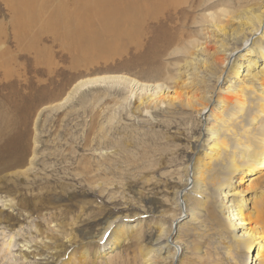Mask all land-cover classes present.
Listing matches in <instances>:
<instances>
[{
    "label": "rangeland",
    "instance_id": "1",
    "mask_svg": "<svg viewBox=\"0 0 264 264\" xmlns=\"http://www.w3.org/2000/svg\"><path fill=\"white\" fill-rule=\"evenodd\" d=\"M137 1L118 7L131 9ZM166 1L156 26L85 50L77 48L83 38L76 27L95 3L102 15L94 22L106 21L113 0H0V163L23 162L0 174V264L43 263L38 256L51 261L52 252L62 256L61 264H145L153 240L170 229L178 213L175 195L200 135L196 105L215 83L202 78L210 53L223 36L238 31L241 19L264 8V0ZM213 13L223 21L221 30L207 23ZM120 76L160 83L169 99L184 106L140 114L139 97L126 101L128 90L116 84L67 98L79 81ZM10 149L14 154L6 159ZM21 169L28 172L20 175ZM249 177L239 189L248 211L264 214V171ZM38 178L47 182V195L28 200L37 193ZM195 201L185 196L195 219L183 214L172 229L182 248L178 264H239V253L226 255L233 244L218 203L203 208ZM107 228L118 242L96 252L94 242ZM154 263L165 264L159 257Z\"/></svg>",
    "mask_w": 264,
    "mask_h": 264
},
{
    "label": "bare ground",
    "instance_id": "2",
    "mask_svg": "<svg viewBox=\"0 0 264 264\" xmlns=\"http://www.w3.org/2000/svg\"><path fill=\"white\" fill-rule=\"evenodd\" d=\"M113 1V10L106 11V21L94 22L97 14L98 16L102 15L101 9L96 10L97 3H95V8L90 9L91 11L87 9L88 12L84 14L83 19H79H82L83 25H79L75 30L83 40L79 43L78 49L87 50L94 48V46L96 48V45H108L112 40L120 42L128 36H132L135 28H139V34H142L145 26L148 27L150 24L156 26L159 23L156 20L157 15L164 12L167 4L166 0H138L135 7L120 10L118 4L124 0ZM221 13L227 14V11L221 10ZM129 15L135 19L129 21ZM208 18L207 23L209 22L213 28L222 29L220 24L223 21L218 19L214 13L210 14ZM241 20L238 31L223 36L218 41L217 47L210 53V61L205 69V76L202 78L213 80L215 83L210 89L203 92L204 95L201 96L199 104L196 105L200 120V135L197 137L194 153L184 168L185 176L182 188L175 195V206L178 213L174 216L166 234L163 235L164 233L160 232L153 240V250L143 256L145 264H155V257L162 258L165 264H178L179 252L182 254V248L178 242L172 240V227L175 221L182 218L183 214L190 220L195 216L193 210H190L185 202L187 195H194L197 201L195 202L200 207L205 204L210 205L212 201V203H218L216 209L219 210L223 220L227 223V232L230 234L231 244H233L232 247L229 245L226 248L227 256L239 253L243 256L238 259L239 264H264L259 263L262 261L264 253V214H258L256 209L248 211L249 203L245 200L246 194L239 189L241 183L250 181L249 176L264 171V8L254 11L249 17ZM93 53L97 55L94 49ZM220 82H222L221 87L217 88L216 85ZM99 84L125 86L129 95L125 99L126 101L136 96L139 97L138 110L140 114L151 115L152 112L160 110L162 106H169L170 109L177 108V103L178 106H184L183 102H176L171 97L169 99L168 87H164L160 83L148 85L121 76L79 81L73 86L67 98L69 99L77 92ZM166 91L167 93H165ZM162 94L164 95L162 96ZM202 114H205L204 118L201 117ZM8 153L10 154L6 159L14 154L11 149ZM25 153L24 150L23 155ZM34 160V158L31 159V162L29 160L30 167H33ZM21 166L23 167V162L9 165L7 161H3L0 163V174L17 167L21 168ZM21 171L20 175L28 172L24 169ZM190 173L191 177L189 176ZM7 176L2 177L1 180L5 181L9 177ZM15 177L18 178L16 173H14ZM38 179L40 184L33 187L38 188L37 193L29 195L28 200L42 198L47 193L46 188L49 189L45 184L47 182H43L42 178ZM33 180L36 181L35 178ZM189 186L191 187L187 190ZM136 226L138 227L135 224L130 225L127 229L132 230L137 228ZM109 229L104 230L102 236L95 240L94 243L99 244L96 252L100 246L103 248L106 244L114 245L118 242L113 234L108 233ZM60 231L62 233L63 229ZM104 236L107 237L104 238ZM12 238L10 237L5 244L7 253L13 247ZM109 238L110 242L107 243L106 239ZM68 242L72 243L71 239ZM255 246L257 249L253 252ZM42 248L47 250V246L42 245ZM245 253L248 256L250 254L248 262L245 260ZM61 257L59 253L52 252L49 257L52 259L51 261H48V258L43 254L39 255L37 260L44 261L38 264H61ZM84 257H87V254Z\"/></svg>",
    "mask_w": 264,
    "mask_h": 264
},
{
    "label": "water",
    "instance_id": "3",
    "mask_svg": "<svg viewBox=\"0 0 264 264\" xmlns=\"http://www.w3.org/2000/svg\"><path fill=\"white\" fill-rule=\"evenodd\" d=\"M177 222H178V221L174 222V224H173V228H172L173 230H174V228H175V225H176V223H177Z\"/></svg>",
    "mask_w": 264,
    "mask_h": 264
}]
</instances>
